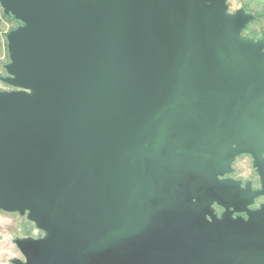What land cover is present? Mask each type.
<instances>
[{
  "label": "water",
  "instance_id": "1",
  "mask_svg": "<svg viewBox=\"0 0 264 264\" xmlns=\"http://www.w3.org/2000/svg\"><path fill=\"white\" fill-rule=\"evenodd\" d=\"M2 2L24 23L10 82L33 95L0 93V211L35 209L50 235L16 241L27 264H264V213L194 217L206 195L244 207L217 178L236 155L264 176L249 17L225 0Z\"/></svg>",
  "mask_w": 264,
  "mask_h": 264
},
{
  "label": "rangeland",
  "instance_id": "2",
  "mask_svg": "<svg viewBox=\"0 0 264 264\" xmlns=\"http://www.w3.org/2000/svg\"><path fill=\"white\" fill-rule=\"evenodd\" d=\"M224 5L225 14L243 13L242 16L249 17V21L241 29L240 35L245 39L261 42L264 46V0H225ZM21 27H24V23L8 12L0 0V93L33 95L32 89L12 85L10 80L15 77L8 71V67L13 62L12 52L9 48V36ZM234 148L238 149L236 145ZM262 158L264 160V154ZM217 178L222 184L236 186L240 197L248 198V201L242 208L234 205L226 206L218 197L209 200L206 192L203 191L210 211L201 210L202 212L194 215L195 218H199L205 224H210L211 229L215 230L217 224H222L226 216H229L235 223L241 221L247 224L251 221L252 213H264V176L262 177L259 173L251 153L236 155L229 165V170L224 174H219ZM29 217V212L22 216L20 213L0 211V220L2 221L0 222V237L8 233L15 240L30 239L34 242L49 240V232L40 229L37 224L32 222L33 219L29 220ZM16 259H13L12 262ZM30 259L23 254L18 257V260L26 264ZM12 262L10 263L14 264Z\"/></svg>",
  "mask_w": 264,
  "mask_h": 264
},
{
  "label": "built area",
  "instance_id": "3",
  "mask_svg": "<svg viewBox=\"0 0 264 264\" xmlns=\"http://www.w3.org/2000/svg\"><path fill=\"white\" fill-rule=\"evenodd\" d=\"M0 222H2L0 220ZM17 240L12 235L6 233L0 237V264H11L13 259L21 256V251L17 245ZM13 263V262H12Z\"/></svg>",
  "mask_w": 264,
  "mask_h": 264
},
{
  "label": "bare ground",
  "instance_id": "4",
  "mask_svg": "<svg viewBox=\"0 0 264 264\" xmlns=\"http://www.w3.org/2000/svg\"><path fill=\"white\" fill-rule=\"evenodd\" d=\"M206 5H208V4H202L199 8H202V7L206 6ZM224 7H225V5L223 4V8ZM223 14H225L224 9H223ZM263 165H264V160H263ZM210 174H212V173L210 172ZM236 198H237V202H238L237 204H241V203H239V202H241L240 197L239 196H236ZM1 209H3V208H1ZM30 211L33 213L32 219L35 220V217L39 214V212L36 211L35 209H31Z\"/></svg>",
  "mask_w": 264,
  "mask_h": 264
}]
</instances>
